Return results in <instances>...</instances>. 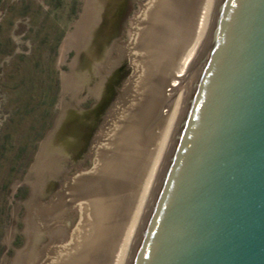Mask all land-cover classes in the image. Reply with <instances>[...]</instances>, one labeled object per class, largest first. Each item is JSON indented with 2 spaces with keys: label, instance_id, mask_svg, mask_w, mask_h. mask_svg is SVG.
I'll return each instance as SVG.
<instances>
[{
  "label": "rangeland",
  "instance_id": "374dc122",
  "mask_svg": "<svg viewBox=\"0 0 264 264\" xmlns=\"http://www.w3.org/2000/svg\"><path fill=\"white\" fill-rule=\"evenodd\" d=\"M147 1L0 0V264H58L67 241L62 230H71L78 215L63 214L62 189L94 166L93 141L131 72L119 49ZM67 107L77 113L65 122ZM128 131L123 145L131 150ZM119 156L110 184L96 196L113 208L103 209V228L127 173ZM96 246L77 264H97Z\"/></svg>",
  "mask_w": 264,
  "mask_h": 264
},
{
  "label": "water",
  "instance_id": "95a60500",
  "mask_svg": "<svg viewBox=\"0 0 264 264\" xmlns=\"http://www.w3.org/2000/svg\"><path fill=\"white\" fill-rule=\"evenodd\" d=\"M132 264H264V0H223Z\"/></svg>",
  "mask_w": 264,
  "mask_h": 264
},
{
  "label": "bare ground",
  "instance_id": "6f19581e",
  "mask_svg": "<svg viewBox=\"0 0 264 264\" xmlns=\"http://www.w3.org/2000/svg\"><path fill=\"white\" fill-rule=\"evenodd\" d=\"M165 1L148 0L134 18L130 41L119 49L128 60L130 76L118 90L102 134L93 141L94 166L67 180L62 189L63 214L74 210L78 215L71 230H62L67 241L56 259L58 264L80 262L107 228L106 240L96 246L100 252L97 264L134 261L187 120L223 2L173 0L166 9ZM128 129H132L135 140L131 150L123 145ZM119 155L128 162L125 167V161H120L127 173L116 201L119 205L115 214L109 215L112 205L109 208L96 196L110 184ZM105 208L109 210L106 223L111 220L107 228L102 226Z\"/></svg>",
  "mask_w": 264,
  "mask_h": 264
},
{
  "label": "flooded vegetation",
  "instance_id": "af4514ba",
  "mask_svg": "<svg viewBox=\"0 0 264 264\" xmlns=\"http://www.w3.org/2000/svg\"><path fill=\"white\" fill-rule=\"evenodd\" d=\"M87 41V39H83L81 40V42H79V45L80 47L84 46L85 45V42ZM116 66V65H115ZM99 85H102V82L99 84ZM99 85H97V88L99 87ZM77 111L76 110H72L71 108L67 107L63 110L62 112V121H65V119L67 120L68 119H71L73 118L75 115H76ZM66 122V121H65ZM52 137V136H51ZM78 176V175H77Z\"/></svg>",
  "mask_w": 264,
  "mask_h": 264
}]
</instances>
